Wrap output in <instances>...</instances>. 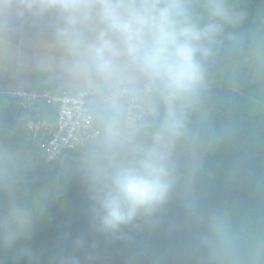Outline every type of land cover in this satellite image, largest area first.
Returning <instances> with one entry per match:
<instances>
[{"label": "clouds", "instance_id": "1", "mask_svg": "<svg viewBox=\"0 0 264 264\" xmlns=\"http://www.w3.org/2000/svg\"><path fill=\"white\" fill-rule=\"evenodd\" d=\"M217 69L264 120V0H0V80L43 81L78 122L55 159L0 134V264H98L83 235L46 261L30 243L74 179L94 233L162 237L129 264H264V171L226 177L251 188L247 209L207 195L208 154L233 134L209 105ZM41 163L55 175L34 187Z\"/></svg>", "mask_w": 264, "mask_h": 264}, {"label": "trees", "instance_id": "2", "mask_svg": "<svg viewBox=\"0 0 264 264\" xmlns=\"http://www.w3.org/2000/svg\"><path fill=\"white\" fill-rule=\"evenodd\" d=\"M255 2L256 0H253V6H255ZM248 92V85L238 91H234L222 72L219 69L215 70L214 85L209 105L216 111L218 125L230 126L233 134L231 139L215 145L208 154L210 176L206 177L205 180L208 188L207 195L210 199L234 201L240 210L251 206L253 203V192L243 180L235 184L227 183L226 177L229 171L234 169L239 162H245L250 170L264 171V120L249 111L246 100ZM17 107V99L14 97L7 108L4 109V114L0 115V121H3L6 125L5 131L1 133H11L12 136V131L18 123L22 122L28 125L30 121L36 123L40 120L32 115L26 116V119L23 117L25 116L24 112H21L19 118L16 117ZM35 148L44 150L39 145H35ZM45 156L48 158L46 153ZM52 172V177L43 181H36L34 187H39L43 183H50L54 178L55 170ZM74 183L75 181L67 186L65 195L53 207V210H57L72 195L71 190ZM80 217L68 224L62 222V216L59 219L52 218L50 222L53 225H49L31 240L32 247L36 250L41 242L53 240L64 233H69L72 238L83 235L88 239L89 243H95L92 238L93 231L89 227L87 212L84 211ZM145 239L154 246H159L163 242L162 237L156 234L151 237H138L136 242H112L106 239V244H109L108 246L111 249H126L129 258L133 260L140 242ZM54 248L43 254L45 261ZM98 264L101 263L98 261Z\"/></svg>", "mask_w": 264, "mask_h": 264}, {"label": "rangeland", "instance_id": "3", "mask_svg": "<svg viewBox=\"0 0 264 264\" xmlns=\"http://www.w3.org/2000/svg\"><path fill=\"white\" fill-rule=\"evenodd\" d=\"M223 74V73H222ZM224 76V75H223ZM227 78V77H226ZM228 80V79H227ZM229 82V81H228ZM229 85L232 87V85L229 83ZM247 86L246 84H240L239 89L242 87ZM233 88V87H232ZM14 98V96L8 92H4L0 90V115L4 114V109L7 108V106L10 104L11 99ZM49 111L52 116H54L55 108L54 107H46L41 108L42 117L49 116ZM6 125L3 121H0V134L1 132L5 131ZM37 131L35 128L30 127L29 125L25 123H18L13 131L11 138L14 142L22 144L28 151L33 153L34 155L40 157L42 160L46 158L45 156V150H41L40 148H35V137H36ZM53 170H50L49 167L41 163V165L37 168L36 172L34 173V179L35 181H43L49 177H52ZM72 195H70L65 203L57 208V210H53V207L57 205V202H54L50 205L48 213L45 217V219L42 221V223L38 226V229L34 235V237L39 234L41 231L46 229L49 225H53V223L50 222L52 218H61L62 222L64 224L72 223L76 221L80 215H83V212H87V200L86 196L84 194V191L82 189V186L78 179H74L72 182ZM71 182V183H72ZM71 183H69L71 185ZM81 218V217H80ZM62 236V235H61ZM58 236L54 238L53 240H45L39 244L36 251L45 253L51 248L55 247L57 242L59 241L60 237ZM33 237V238H34ZM92 238L95 241V244L98 246V256H99V262L101 264H129L131 258L128 256V251L126 249H111L109 248V244H106V238L92 232ZM127 246V245H126ZM128 247V246H127Z\"/></svg>", "mask_w": 264, "mask_h": 264}, {"label": "built area", "instance_id": "4", "mask_svg": "<svg viewBox=\"0 0 264 264\" xmlns=\"http://www.w3.org/2000/svg\"><path fill=\"white\" fill-rule=\"evenodd\" d=\"M17 99L16 117L21 112L27 116L41 114V108L54 107V116L49 111V116L42 117L34 128L37 131L36 145L41 146L47 157L59 158L69 151L72 139L78 130V122L71 102L62 101L50 92H35L30 90H14L9 92Z\"/></svg>", "mask_w": 264, "mask_h": 264}, {"label": "crops", "instance_id": "5", "mask_svg": "<svg viewBox=\"0 0 264 264\" xmlns=\"http://www.w3.org/2000/svg\"><path fill=\"white\" fill-rule=\"evenodd\" d=\"M0 90L9 93V92L14 91L16 89H14L12 86L7 84L4 80H0ZM22 90H30V91L40 92V93L47 91V92H50V93L54 94L53 91L43 81L37 80L35 78L32 79V81L30 82L29 86L23 88ZM41 115H42V113L39 114V115H36V117H38V119H41L42 118ZM26 116L27 115H25L23 117L27 119ZM34 123L35 122L30 121L28 125L30 127L34 128V126H33Z\"/></svg>", "mask_w": 264, "mask_h": 264}]
</instances>
